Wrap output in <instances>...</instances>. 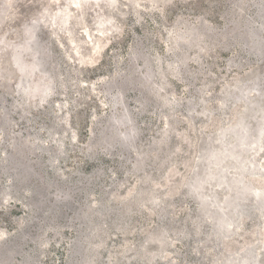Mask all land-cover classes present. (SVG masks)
<instances>
[{
	"label": "rangeland",
	"instance_id": "obj_1",
	"mask_svg": "<svg viewBox=\"0 0 264 264\" xmlns=\"http://www.w3.org/2000/svg\"><path fill=\"white\" fill-rule=\"evenodd\" d=\"M0 264H264V0H0Z\"/></svg>",
	"mask_w": 264,
	"mask_h": 264
}]
</instances>
